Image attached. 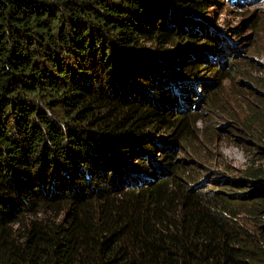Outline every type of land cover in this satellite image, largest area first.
<instances>
[{
	"label": "trees",
	"instance_id": "16d2710c",
	"mask_svg": "<svg viewBox=\"0 0 264 264\" xmlns=\"http://www.w3.org/2000/svg\"><path fill=\"white\" fill-rule=\"evenodd\" d=\"M213 4L0 0V264H264V168L187 163L243 72Z\"/></svg>",
	"mask_w": 264,
	"mask_h": 264
},
{
	"label": "rangeland",
	"instance_id": "374dc122",
	"mask_svg": "<svg viewBox=\"0 0 264 264\" xmlns=\"http://www.w3.org/2000/svg\"><path fill=\"white\" fill-rule=\"evenodd\" d=\"M215 3L208 12L216 23L211 29L229 40V44L233 42L238 49L236 54L244 52L245 59H239L243 72L225 79L220 87L215 111L208 118L206 110L201 113L203 119L198 124L206 127L194 145L203 165H198L201 160L195 154H187L188 167L195 168L209 186L219 184L214 177L236 179L243 175V170L247 173L256 167L264 168V153L253 151H261L255 143L263 145L254 138L259 136L260 128L256 123L248 126L253 113L259 114L258 122L264 121V0H215ZM252 130L253 135L249 133Z\"/></svg>",
	"mask_w": 264,
	"mask_h": 264
}]
</instances>
